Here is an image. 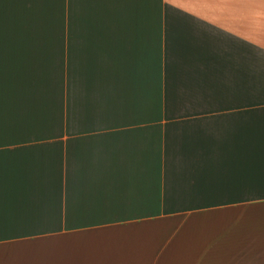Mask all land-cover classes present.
<instances>
[{
    "label": "crops",
    "instance_id": "obj_1",
    "mask_svg": "<svg viewBox=\"0 0 264 264\" xmlns=\"http://www.w3.org/2000/svg\"><path fill=\"white\" fill-rule=\"evenodd\" d=\"M0 264H264V0H0Z\"/></svg>",
    "mask_w": 264,
    "mask_h": 264
}]
</instances>
